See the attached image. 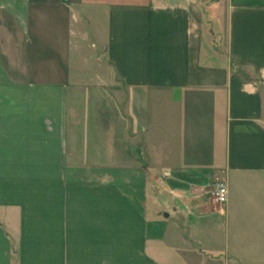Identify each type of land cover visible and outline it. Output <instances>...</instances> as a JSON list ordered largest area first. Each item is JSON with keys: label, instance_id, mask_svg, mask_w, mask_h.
Masks as SVG:
<instances>
[{"label": "crops", "instance_id": "0c3cea01", "mask_svg": "<svg viewBox=\"0 0 264 264\" xmlns=\"http://www.w3.org/2000/svg\"><path fill=\"white\" fill-rule=\"evenodd\" d=\"M248 258L264 0H0V264Z\"/></svg>", "mask_w": 264, "mask_h": 264}, {"label": "built area", "instance_id": "2783aa9c", "mask_svg": "<svg viewBox=\"0 0 264 264\" xmlns=\"http://www.w3.org/2000/svg\"><path fill=\"white\" fill-rule=\"evenodd\" d=\"M228 190L222 180H216L208 192L209 200L214 204H223L227 200Z\"/></svg>", "mask_w": 264, "mask_h": 264}, {"label": "rangeland", "instance_id": "374dc122", "mask_svg": "<svg viewBox=\"0 0 264 264\" xmlns=\"http://www.w3.org/2000/svg\"><path fill=\"white\" fill-rule=\"evenodd\" d=\"M39 5H40L39 2H38V3H34L32 7L35 9V8L39 7ZM49 8H51V6H50ZM34 19H35V18H34ZM35 20H38V21H39V18H38V19L36 18ZM53 23H54V22L50 20V30H49V33H48V34H49V42H50V41H54L55 38H56V37H55L56 33L54 34V37H53V33L55 32V31H53V29H56V27H55L56 22H55V24H54V27H53V25H52ZM59 29H60V32L63 31V32L61 33V35H63V34L65 35V32H64V30H63V26H62V25L59 26ZM50 44H52V43L50 42ZM248 261H249L248 264H252V263H254V262H252V261L250 262L249 258H248ZM254 264H255V263H254ZM259 264H264V258H262V260H261V262H260Z\"/></svg>", "mask_w": 264, "mask_h": 264}]
</instances>
